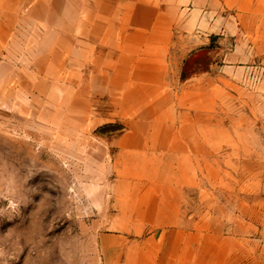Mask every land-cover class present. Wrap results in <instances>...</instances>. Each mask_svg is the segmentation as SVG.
<instances>
[{
    "label": "rangeland",
    "instance_id": "rangeland-1",
    "mask_svg": "<svg viewBox=\"0 0 264 264\" xmlns=\"http://www.w3.org/2000/svg\"><path fill=\"white\" fill-rule=\"evenodd\" d=\"M82 1L0 0V264L119 261L131 238L115 236L156 187L177 188L181 227L215 230L241 264H264L256 22L219 2L209 21L201 0L199 31L182 32L196 22L184 8L163 93L136 108L128 62L82 28Z\"/></svg>",
    "mask_w": 264,
    "mask_h": 264
},
{
    "label": "crops",
    "instance_id": "crops-1",
    "mask_svg": "<svg viewBox=\"0 0 264 264\" xmlns=\"http://www.w3.org/2000/svg\"><path fill=\"white\" fill-rule=\"evenodd\" d=\"M209 10H202L201 0H83L86 17L82 28L100 33V43L116 51L114 65L128 62L124 68L130 72V83L135 85L133 98L136 108L144 102L158 99L165 87V73L169 45L174 36L178 19L188 9L196 22H181L177 27L182 32H195L201 25L199 20L205 13L209 21L217 19L218 2L225 10H233L234 18L241 23L256 22L258 44H264V0H205ZM233 18V15H231ZM225 31L232 25L224 19ZM221 23V22H220ZM216 23L209 26L213 32ZM203 28L205 27L204 24ZM199 31V30H198ZM130 45V46H129ZM132 91H129L131 93ZM156 94V96H154ZM148 190L145 195H148ZM152 200L138 202L130 212L134 224L115 236L120 240L131 238L122 245L123 259L112 264H241L242 248L234 240L215 230L181 227L180 199L177 188L156 187L150 192ZM124 242V241H123Z\"/></svg>",
    "mask_w": 264,
    "mask_h": 264
}]
</instances>
